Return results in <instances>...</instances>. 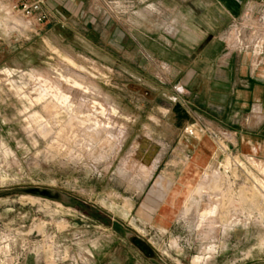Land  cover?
I'll return each instance as SVG.
<instances>
[{"label": "rangeland", "instance_id": "374dc122", "mask_svg": "<svg viewBox=\"0 0 264 264\" xmlns=\"http://www.w3.org/2000/svg\"><path fill=\"white\" fill-rule=\"evenodd\" d=\"M226 1L57 0L38 24L0 0V264H264V153L200 125L212 165L161 175L184 142L160 91L207 50L262 58L264 5Z\"/></svg>", "mask_w": 264, "mask_h": 264}, {"label": "crops", "instance_id": "0c3cea01", "mask_svg": "<svg viewBox=\"0 0 264 264\" xmlns=\"http://www.w3.org/2000/svg\"><path fill=\"white\" fill-rule=\"evenodd\" d=\"M53 1L55 5L57 0L46 1L49 13L54 9ZM77 1L74 0V4ZM228 4L231 13L238 12L237 3ZM260 4L264 5V0H247L246 9H255ZM117 43L126 55L127 36L121 30H118ZM238 43L235 39V44ZM219 44L222 46L221 42ZM204 54L206 57L200 61V66L194 70L183 69V98L177 100L171 91H160L167 101L162 108L166 124L180 133L179 139L184 142L170 150L171 158L161 174L172 184L190 182L210 160L209 165L213 163L218 148L212 151L214 142L200 125L239 155L264 153V51L258 63L244 53L223 52L222 47L219 52L208 53L207 50ZM141 58L143 60V56ZM139 250L145 257L152 258L151 249L142 246Z\"/></svg>", "mask_w": 264, "mask_h": 264}, {"label": "built area", "instance_id": "2783aa9c", "mask_svg": "<svg viewBox=\"0 0 264 264\" xmlns=\"http://www.w3.org/2000/svg\"><path fill=\"white\" fill-rule=\"evenodd\" d=\"M47 0H6L12 12L19 13L24 18L32 19L35 23L47 20L49 12L46 9Z\"/></svg>", "mask_w": 264, "mask_h": 264}, {"label": "water", "instance_id": "95a60500", "mask_svg": "<svg viewBox=\"0 0 264 264\" xmlns=\"http://www.w3.org/2000/svg\"><path fill=\"white\" fill-rule=\"evenodd\" d=\"M135 245H136L137 247H139V248L142 247V246L140 245V242H138V241L135 242ZM150 256L153 257V258H156L155 254H154V252H153L152 250H150Z\"/></svg>", "mask_w": 264, "mask_h": 264}, {"label": "bare ground", "instance_id": "6f19581e", "mask_svg": "<svg viewBox=\"0 0 264 264\" xmlns=\"http://www.w3.org/2000/svg\"><path fill=\"white\" fill-rule=\"evenodd\" d=\"M51 107H52V106H51ZM51 109H52V108H51ZM51 109H50V110H51ZM52 110H53V109H52ZM157 181H158V180H157ZM160 181H161V180H160ZM158 182H159V181H158ZM162 188H163V187H162Z\"/></svg>", "mask_w": 264, "mask_h": 264}]
</instances>
